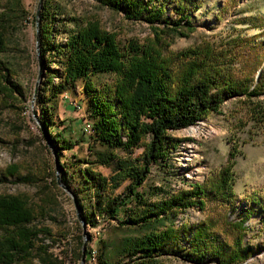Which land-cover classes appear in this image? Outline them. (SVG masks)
<instances>
[{"label":"rangeland","instance_id":"rangeland-1","mask_svg":"<svg viewBox=\"0 0 264 264\" xmlns=\"http://www.w3.org/2000/svg\"><path fill=\"white\" fill-rule=\"evenodd\" d=\"M51 1L60 8L52 15L55 19L50 24L53 45L66 41V32L73 28L70 20L77 18L113 35L122 52L129 43L159 49L166 57L190 50H211V55L225 66L229 76L237 81L245 80L250 91L264 66V0H200L201 6L190 13L193 31L187 37L175 38L157 32L161 28L158 24L152 26L143 20L126 19L122 11L102 5L99 0ZM22 2L26 15L11 38L10 50L5 56L13 68L12 80L22 95L11 96L0 90V179L7 169L15 168L20 176H36L38 180L23 184L15 176L5 175L6 180L0 182V194H21L29 198L37 210L32 225L49 231L48 235H39L42 240L39 243L48 247V252L59 262L56 264H82L74 248L79 247L78 237L84 241V234L85 246L92 258L88 257L83 264H100L97 259L100 246L109 241L118 242L132 231L120 229L117 221L107 222L98 213L94 217L96 227L81 225L77 209L81 213L82 205L88 212L95 197L92 191L75 193L73 188L88 186L79 172L91 169L110 178L113 167L98 163L94 154L105 149L94 136L84 83L64 86L52 95L53 89L62 83L57 74L60 68L51 53L43 62L36 51L33 18L38 0ZM170 9L169 6L168 12ZM40 72L42 77L34 97ZM48 78H52L51 83ZM116 79L115 74L103 75L95 79V86L112 84ZM42 106L48 107L47 113ZM47 118L54 124L52 134L65 131L67 140H77V145L60 154L71 188L52 185L54 179L62 180L63 172L57 167V149L41 124ZM170 136L179 140V148L172 154L169 166L152 165L139 191L147 193L148 202H155L166 194L191 190L195 183H216L221 172L233 163L228 171V177L232 175V196L227 199L230 202L207 200L203 207H189L177 214L173 225L177 229L182 225L205 226L209 249L202 264H219L220 252L227 255L238 237L249 251L245 259L230 264H264V94L251 99L246 96L227 99L217 112H211L188 128L170 132ZM112 152L121 158L126 156L121 150ZM141 152L137 148L131 157ZM126 185L124 182L114 194L122 192ZM161 189L164 192L158 196L148 195ZM241 222L243 231L234 227ZM188 239L189 236L183 237L178 249L162 255L160 264H194L182 258L190 249ZM29 264L41 263L36 258Z\"/></svg>","mask_w":264,"mask_h":264},{"label":"trees","instance_id":"trees-1","mask_svg":"<svg viewBox=\"0 0 264 264\" xmlns=\"http://www.w3.org/2000/svg\"><path fill=\"white\" fill-rule=\"evenodd\" d=\"M99 2L122 11L128 20H143L152 26L158 24L161 28H157V32L171 38L187 37L193 31L190 13L201 6L200 0ZM59 10L51 0H43L39 25L40 54L46 62L51 53L54 63L60 68L57 74L62 78V83L53 89L52 95L64 86L73 87L79 81L84 83L94 136L105 149L94 154L98 163L112 166L114 172L110 178H105L85 169L79 174L87 188L77 187L73 191L86 189L94 194L95 203L88 212L80 205L86 226H97L94 217L98 213L107 222L117 221L120 229L132 231L118 242L103 243L97 256L99 263L110 264L115 260L116 264H160L162 255L174 252L180 247L181 239L189 236L190 249L182 258L202 264L209 249V234L205 226L182 225L177 229L173 220L189 207H203L207 200L229 203L232 175L228 177V171L233 163L221 172L216 183H195L191 190L170 196L166 194L155 202H148L145 198L147 193L139 191V188L147 179L151 166L168 167L172 154L179 148V140L170 136V132L188 128L211 112H217L227 99L239 96L251 99L264 94V66L250 91L245 80L237 81L229 76L225 66L211 55V50H190L166 57L159 49L140 48L129 43L122 52L113 35L77 18L70 20L73 28L66 32V41L53 45L50 42V24L55 19L52 15ZM25 15L22 0H0V90L11 96L22 95V92L12 80L13 68L5 56ZM108 74H115L117 79L112 84L103 83L96 87L95 79ZM48 82L51 83L52 78H48ZM41 109L48 112L47 106ZM41 124L57 149L62 181L71 188L60 154L77 145V140H67L65 131L52 134L54 124L48 118ZM137 148L142 152L132 158ZM116 150H121L126 156H116L112 152ZM5 175L15 176L16 181L23 184H33L38 180L36 176H20L17 169L12 168L2 174L0 182L6 180ZM52 182L57 188V180ZM124 182H127L124 190L115 195ZM158 191L148 195L158 196L164 192L162 189ZM257 210L258 207L255 212ZM36 211L25 195L0 194V264H29L36 258L41 264L58 262L48 252V247L39 243L42 241L39 235H48L49 231L32 225ZM242 223L234 227L243 231ZM77 239L79 247L74 248V253L81 261L84 241L82 237ZM232 245L227 255L220 252L219 264L246 258L249 249L242 246L240 237ZM90 254L86 246L85 262Z\"/></svg>","mask_w":264,"mask_h":264},{"label":"water","instance_id":"water-1","mask_svg":"<svg viewBox=\"0 0 264 264\" xmlns=\"http://www.w3.org/2000/svg\"><path fill=\"white\" fill-rule=\"evenodd\" d=\"M42 2H43V0H38V2H37L36 10H35V23H34V25H35V33H36V51H37L38 55L40 54L39 25H40V12H41V7H42ZM41 77H42V74L40 72L39 75H38L37 82H36V88L34 90V97L36 95V92H37V89H38V84H39V81H40ZM56 163H57V167H59L58 160H56ZM56 180H57L58 185H60L63 188L67 189V187L65 186V184L63 183L62 180H60L59 178H57ZM77 210H78V213H77L78 219H79L81 225L86 226L85 225V220L83 219L81 213L79 212V208ZM83 236H84V243L82 245V252H83L82 258H81L82 264L85 261V250H86V246H85V240H86L85 236L86 235L84 234Z\"/></svg>","mask_w":264,"mask_h":264},{"label":"bare ground","instance_id":"bare-ground-1","mask_svg":"<svg viewBox=\"0 0 264 264\" xmlns=\"http://www.w3.org/2000/svg\"><path fill=\"white\" fill-rule=\"evenodd\" d=\"M87 128H91L90 125H88ZM87 130H88V129H87Z\"/></svg>","mask_w":264,"mask_h":264},{"label":"built area","instance_id":"built-area-1","mask_svg":"<svg viewBox=\"0 0 264 264\" xmlns=\"http://www.w3.org/2000/svg\"><path fill=\"white\" fill-rule=\"evenodd\" d=\"M89 258H91V254H90Z\"/></svg>","mask_w":264,"mask_h":264}]
</instances>
